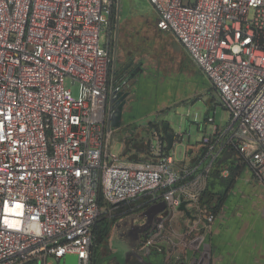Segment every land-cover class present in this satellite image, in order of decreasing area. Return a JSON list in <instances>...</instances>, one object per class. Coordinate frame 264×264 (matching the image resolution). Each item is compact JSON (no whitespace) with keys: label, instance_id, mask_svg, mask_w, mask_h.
<instances>
[{"label":"built area","instance_id":"1","mask_svg":"<svg viewBox=\"0 0 264 264\" xmlns=\"http://www.w3.org/2000/svg\"><path fill=\"white\" fill-rule=\"evenodd\" d=\"M147 1L229 114L221 125L206 119L190 164L155 124L141 153L129 136L111 149L109 104L122 86L110 40L100 38L119 0H0V264H58L69 253L92 264L105 207L164 200L173 212L198 202L228 148L264 180V0ZM66 77L78 83L76 98Z\"/></svg>","mask_w":264,"mask_h":264},{"label":"rangeland","instance_id":"2","mask_svg":"<svg viewBox=\"0 0 264 264\" xmlns=\"http://www.w3.org/2000/svg\"><path fill=\"white\" fill-rule=\"evenodd\" d=\"M114 13L115 17L109 20L100 38L102 46L107 37L110 40L116 80L122 86V93L109 104L110 127L114 131L112 151H121L123 135L139 139L142 136L140 127L167 122L175 133H181L173 139L178 142L176 156L186 154V144L193 145L195 152L200 147L202 134L212 125L206 119L214 118V125L224 124L229 117L228 111L218 102L211 83L189 59L173 34L156 29L155 11L147 0H119ZM169 54L173 61L168 59ZM63 84L73 98L78 96V83H72L66 77ZM230 166L229 160L217 166V175L227 176ZM215 180L214 190L221 192L223 188L217 187L220 178ZM166 205L164 200H158L153 204V210L163 211ZM213 206L211 203V208ZM188 210L191 216L181 210L155 213L151 208L130 204L105 207L99 219L104 221L107 239L98 253L93 254L94 262L97 260L96 264H102L113 246L131 241L138 250L148 247L152 253L164 258L169 246L176 249L183 242L210 241L214 226L225 228L231 221L237 224L249 219L258 229L262 224L261 230H264V180L256 178L246 164L215 221L207 220L209 210L200 206V200L189 205ZM253 226L251 229L255 230ZM122 249L116 250L120 257ZM50 262L53 260L48 258L47 263Z\"/></svg>","mask_w":264,"mask_h":264},{"label":"crops","instance_id":"3","mask_svg":"<svg viewBox=\"0 0 264 264\" xmlns=\"http://www.w3.org/2000/svg\"><path fill=\"white\" fill-rule=\"evenodd\" d=\"M156 29L158 28L156 27ZM159 31L166 32L162 30ZM175 39L177 38L175 37ZM179 45H181L180 42ZM181 47L189 56L182 45ZM168 59H171L173 61V58H170V54L168 56ZM189 59L192 60L190 56ZM209 102L210 100H208L207 103ZM130 110H132V107L130 108ZM162 123H149L146 126L140 127L142 128V133L140 131L142 136L139 139L130 137L132 139L131 146L135 149L136 153L142 152L143 148L141 138H145L147 137V135H149V126L153 124L158 127L160 133L162 134L164 145L167 150H171L173 142H175L176 144L178 143L176 141H172L169 148L167 138L163 133V130L167 126L164 125L165 122ZM133 129L135 130L136 128L134 127ZM138 131L139 130H137L136 133H138ZM167 132L169 133V130H167ZM176 134L180 133H175V135ZM124 136L126 135H123V137ZM185 146L187 147L186 154L183 153V156L181 155L180 157L176 156V159L179 160V162L182 164H190L195 161L198 154L200 153L201 144L195 152L193 150V145L186 144ZM226 200L224 201V203L226 202ZM189 205L186 206L187 209ZM151 210L155 213L167 212L166 208L163 211L158 212L154 211L152 208ZM220 213L214 215V221L220 216ZM253 224L251 220L244 219L243 221H241V223L238 222L237 224L236 222L231 221V223L226 225L225 228H218L214 226V228H212V234L210 233V241H203V239H200L201 241L196 240L194 242L189 241L188 243L183 242L179 244L178 248L176 249L169 246V251L164 258L157 255L156 253H152L148 247H143V249L138 250L137 246L132 241L126 242L124 244L122 243L113 246L114 248L109 250V253L106 256L107 258L103 260L102 264H264V230H261L262 224H260L259 229L256 228L255 225L253 226ZM252 226L258 229V232L255 231L256 229H251ZM119 248H123L121 257L116 254V250ZM96 263L97 260L94 262V264Z\"/></svg>","mask_w":264,"mask_h":264},{"label":"trees","instance_id":"4","mask_svg":"<svg viewBox=\"0 0 264 264\" xmlns=\"http://www.w3.org/2000/svg\"><path fill=\"white\" fill-rule=\"evenodd\" d=\"M114 17L115 13L113 12L110 19L112 20ZM227 160H229L231 163L229 174L226 177H219L216 173V170H218L217 166ZM245 168V161L238 154V152L234 148H228L218 159L212 169L206 188L200 199V206L203 205L206 207L209 210L208 213L217 215L224 204L229 191L234 187L236 180L241 176ZM215 178H220L219 182H217V187H219V189H221V187L223 188L221 192L216 193L214 190L215 185L213 183L216 181ZM216 195L218 196L216 197ZM211 203H214L212 208ZM106 239L107 237L104 221L101 218H98L92 229V264H94L93 254L98 253Z\"/></svg>","mask_w":264,"mask_h":264},{"label":"water","instance_id":"5","mask_svg":"<svg viewBox=\"0 0 264 264\" xmlns=\"http://www.w3.org/2000/svg\"><path fill=\"white\" fill-rule=\"evenodd\" d=\"M133 73L134 72H132L131 75H133ZM164 125L167 127L163 130V133L167 138V142L170 148L171 142L173 141L174 136H175V132L169 128V125L167 122H165ZM167 130H169V133L167 132ZM182 138H183V134L180 139L181 141H182ZM179 210L183 211L187 216H191L190 211L187 209L186 204L184 202L180 204ZM58 264H78L77 255L74 253L64 254L62 257L59 258Z\"/></svg>","mask_w":264,"mask_h":264}]
</instances>
